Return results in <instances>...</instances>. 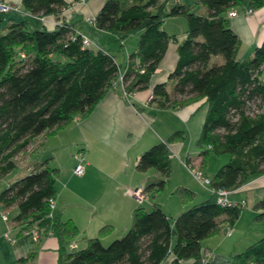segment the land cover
Segmentation results:
<instances>
[{"label": "trees", "instance_id": "obj_1", "mask_svg": "<svg viewBox=\"0 0 264 264\" xmlns=\"http://www.w3.org/2000/svg\"><path fill=\"white\" fill-rule=\"evenodd\" d=\"M195 4L203 6L201 12L193 11ZM22 5L33 15L60 17L69 2L22 0ZM262 6L264 0H104L93 24L81 17L72 21L64 17L51 29L46 25L31 29L28 17L6 18L7 12H0V178L19 165V154L35 137L56 131L75 117L87 116L120 72L128 91L149 89L170 42L177 41L163 27L170 16L186 18V35L177 44V62L169 74L173 92L168 90L167 80L157 82L151 101L159 108L203 99L208 104L198 138L201 164L211 155H228L211 177L215 190L233 191L263 175L264 38L252 55L241 59V38L229 15L231 11L244 14L248 8L254 12ZM96 30L114 34L115 42L139 32L137 49L126 65L109 49L83 43L82 33L94 36ZM185 138V131L176 130L141 154L137 169L155 168L163 176L145 190L164 188L172 171L169 144ZM186 162L190 164L191 158ZM30 167L0 191V204L18 208L13 222L22 230L38 228L44 234L52 230L64 250L61 264H161L169 257L170 264L188 259L202 264L203 240L232 227L244 207L218 203L216 192L175 218L158 203L151 210L139 206L122 237L104 245L102 237L112 230L105 225L85 247L65 251V242L79 228L56 209L50 215L59 169L48 160ZM177 192L193 198L188 188L180 187ZM254 208L260 210L256 218H264V195ZM34 257L33 253L13 264H34ZM229 264H264V235L244 251L232 254Z\"/></svg>", "mask_w": 264, "mask_h": 264}, {"label": "crops", "instance_id": "obj_2", "mask_svg": "<svg viewBox=\"0 0 264 264\" xmlns=\"http://www.w3.org/2000/svg\"><path fill=\"white\" fill-rule=\"evenodd\" d=\"M5 1L19 7L18 11L11 10L7 12L6 18L21 19L28 17L31 23V17H33L36 21H40L42 26L46 25L50 29L55 28L64 17L68 21L81 17L86 23L84 19L86 16H95L99 11V9H93L95 5H93L92 0H87L85 4L77 0H67L69 7L64 10L60 17L55 15L41 17L26 11L22 5V0ZM102 3L103 0H101ZM231 26L241 38L239 57L242 59L248 56L246 54L254 53L256 47L264 38V6L256 9L252 14L240 13L231 17ZM96 32L101 34L108 31L96 30L94 33ZM88 35L90 34L88 33ZM113 35L110 37L109 42L114 41L116 38ZM125 40L116 43L120 44L121 48L125 44ZM93 41L95 44L94 38ZM100 48L111 51L110 48L103 45ZM136 49L137 45L133 51H128L125 54L123 61H119L117 54H114H116L118 62L126 65L129 61V55ZM169 49L170 44L165 57L151 77L149 89L130 92L118 78L87 116L75 117L69 124L56 131L42 133L35 137L33 143L26 150L33 154L38 152L39 148H44L47 145L53 146L55 138L62 141L67 135H77V141L81 144V149L85 150V172L83 175L74 173V168L78 162L75 158L76 153L69 155L66 170L63 171L60 165L56 167L59 169L56 181V210L63 219H73L79 228V233L65 242V251H70L73 246L78 247L76 241L78 237L85 239L83 241L85 247L88 239L97 236L100 229L105 225H110L112 230L119 229L123 232L129 229L133 219V211L140 206L132 191L138 187H147L150 177H145L144 173L152 169L145 171L137 169V161L146 149L155 143L167 140L176 130L185 131L186 138L169 144L172 160L177 158L194 179L196 178L189 166L201 168L210 179L219 169L212 171L211 174L209 173L208 159L210 156L204 166L201 164L202 156L200 155L198 138L202 130V117L204 118V116L196 120L195 126L192 125L195 117L193 115L204 104V99L166 108H159L151 101V96H153L152 87L157 82L167 80L176 65L177 46L171 52ZM189 135L193 139L195 136L198 137L195 147L192 144L193 139L191 142L188 141ZM54 144L56 145V143ZM187 157L191 158L190 164L186 162ZM51 158L56 160L55 155ZM28 161H30L29 156L26 163ZM171 175L169 180L167 179L164 188H162L164 190L153 194V200L151 199L152 191H158V188L151 187L147 189L145 200L152 201L153 205L158 203L169 216L180 210H185L188 206L185 203L182 204L179 199H174L178 188L190 189L193 192V197L200 194L199 190L194 189L190 181H186L184 186L181 185L182 183L168 186ZM157 178H159V175L155 172V179ZM197 181L199 182V180ZM200 185L202 184L200 183ZM202 187H204L201 188L203 191H206V189L209 191L208 195L202 192L203 198H209L212 192L207 186L202 185ZM166 189L169 191L166 192ZM263 190L264 174L230 191V195L233 196L229 195V199L233 202L246 200V206H248L247 196L251 193L254 196L253 202L255 205L257 198H261L259 196H261ZM245 192L247 195L244 194ZM162 193L166 194L162 195ZM243 215L244 211L241 212L239 219ZM238 220L231 227L228 236L225 237L221 236L220 233H216L203 240L202 264H229L232 254L242 252L244 248L249 246L250 239L246 236V233L240 235L239 238H231L237 231ZM13 224L16 230L14 233L6 229L0 230V264H13L17 259L27 257L33 253L35 255L34 264H61V255L64 250H61L60 241L54 233L44 234L41 231L36 236L33 231L34 228L22 230L20 225L15 222ZM8 231H10V235L11 233L14 234L15 241L11 242L5 237ZM102 238H107V235ZM4 239L9 240L10 243L3 242ZM223 244H226V246L229 244L227 253L220 251ZM171 259L169 257L161 264H170ZM181 264L195 263L194 259H188L182 261Z\"/></svg>", "mask_w": 264, "mask_h": 264}, {"label": "rangeland", "instance_id": "obj_3", "mask_svg": "<svg viewBox=\"0 0 264 264\" xmlns=\"http://www.w3.org/2000/svg\"><path fill=\"white\" fill-rule=\"evenodd\" d=\"M80 1L81 3H86L87 0H77ZM104 1V0H103ZM174 1V0H172ZM183 3H191L193 0H179ZM4 3L14 7L13 9L11 8V10H15L18 11L19 7L16 9L15 5L13 4H9L7 3L5 0H3ZM93 5H95L93 7V9L97 10L100 9L101 7V0H92ZM170 4V3H169ZM172 4V2H171ZM203 8V6L201 4H195L193 7V11L195 12H201V9ZM9 12V11H8ZM25 13V12H24ZM43 17V16H41ZM66 18V17H65ZM47 19V18H45ZM31 23L29 25V27L31 29L34 28H38L42 26V23L40 21H36L33 17H31ZM62 22V21H61ZM163 27L170 33V34H175L177 36V41H171L170 42V52L171 50H173V48H175L177 46V43H180L184 40L185 38V33L184 31L187 28V20L185 17L183 16H170L167 17L164 21ZM112 36V33L110 32H103V33H94V39H95V45H97V47L100 46H105L111 49V51L113 53L117 54V58L119 61H123L125 54L128 51H133V49L136 47L137 45V41H138V37H139V32L130 34L126 40H125V44L123 45V47L120 48V44L114 42V41H110L109 39ZM114 36V35H113ZM92 38V40H93ZM122 50H120V49ZM253 53H248L246 55L250 56ZM247 56V57H248ZM168 76V74H167ZM166 76V78H167ZM168 81V90L170 92H173V81L169 80V78H167ZM207 109H208V104L204 103L203 105H201L200 108L197 109V111L194 113L193 116V123L192 125L195 126L196 124V120L202 116H204V118L202 117V120L204 123L205 120V116L207 113ZM76 126V125H73ZM197 136H195V138L193 139L190 135L188 137V141L191 142V140L193 139V145L194 147L196 146L197 143ZM53 140V139H52ZM56 143V145L54 144ZM62 143V144H61ZM81 144L77 141V135H67L66 138H64L62 141H59L57 138H55V140H53V146H45L44 148H39L38 152L35 153H31L29 151L26 152H22L19 154L18 156V161H19V165L14 168L11 172H9L6 176H4L3 178H0V191L2 189H4L10 182L14 181V179H16L17 177H20L26 173H28L29 167L33 164H36V162H44L46 160H48V163L52 166V167H57V165H60L64 170H66V167L68 165L69 162V155L70 154H74L76 152H78L79 149H81ZM55 155L56 160L52 159L51 157ZM28 156L30 158V161H27ZM228 160V155H221V156H217V155H212L209 157L208 159V171L211 174L212 171H216L220 166H222L224 163H226ZM172 169L173 171H171V181L170 183H168V186H172V185H181L184 186L186 181H190L191 185H193L194 189L199 190L200 194H196L192 200H190V198H186L183 197L184 194L180 193V192H175V198L179 199L180 202L183 204L185 203L187 208L191 207L194 204L200 203L202 201H204L205 198H203V193H206L208 195V190L206 189V191H203L201 188L202 185H200V183L194 179V177L191 175V173L183 166L179 163V160L177 158H174L172 160ZM57 163V164H56ZM174 164V167H173ZM155 172H157V174L159 175V178L155 179ZM145 177H150V182H157L158 180L162 179L163 176L162 174H160V171H158L155 168H152L151 171H148L146 173H144ZM169 180V178H168ZM167 180V181H168ZM188 183V182H187ZM168 188V187H167ZM158 191H152V200L154 199L153 194L155 192H161L163 191L162 189H157ZM167 190V189H166ZM169 190H167L166 192H168ZM147 194V192H145ZM166 194V193H162ZM245 195H247V193H244ZM262 197L264 195V190L261 192L260 194ZM231 197L233 195H230ZM248 206H244L242 208V211H244V215L238 220V225H237V231L235 232L234 236H231V238H239L240 235L246 233V236L250 239L249 244L251 245L252 243H254L255 241H257L258 239H260V237H262L264 235V218H256V214H258L260 212V210H256L253 206H254V200H253V195L250 193L248 194ZM259 198H257L258 200ZM189 200L191 201L189 203ZM256 200V201H257ZM156 202V201H154ZM153 202H149V201H145L143 203H139L140 206L145 207L147 210H151L153 207ZM185 208V209H187ZM183 210H180L179 212H175L176 214H173L171 216V218H175L176 216H178L179 214H181ZM18 213V208L16 206H12V207H5V205L0 204V230L1 229H6V230H10L11 232H15V228H14V224H13V218L16 216V214ZM7 214L9 216V221H5L3 219V215ZM126 232H123L119 229H113L111 232H109V234L107 235V238L102 239V242L104 245H108L110 242H112L114 239L116 238H120L122 237ZM221 234V236H228V233L226 232V229L222 230L219 232ZM262 233V234H261ZM11 236H14V234L11 233ZM5 240V241H4ZM3 242H6L8 244V242L10 243L9 240L4 239ZM85 239L82 237H78L76 239V241L78 242V249H81L84 247V241ZM228 246L229 244L226 246V244H223V247L220 249V251H225V253H227L228 251ZM248 247V246H247ZM246 247V248H247ZM244 248V250L246 249ZM243 250V251H244ZM239 251V250H238ZM207 257V256H206Z\"/></svg>", "mask_w": 264, "mask_h": 264}, {"label": "built area", "instance_id": "obj_4", "mask_svg": "<svg viewBox=\"0 0 264 264\" xmlns=\"http://www.w3.org/2000/svg\"><path fill=\"white\" fill-rule=\"evenodd\" d=\"M13 9L14 7L6 4L3 2V0H0V12H8L10 11V9ZM16 9L18 7H15ZM244 14H251L253 12V10L251 8H248L246 10L243 11ZM230 16H237L238 12L237 11H231L229 12ZM85 21L88 23L93 24L94 23V16H86L85 17ZM82 38H83V43L85 45H91L94 44V41L92 40V37L88 34L82 33ZM119 80L120 82L123 84V86L126 88L127 84H125L124 79H123V73L120 72L119 74ZM152 98V96H151ZM75 158L78 160L75 168H74V173L77 175H83L85 172V150L79 149L78 152H76L75 154ZM189 166V165H187ZM190 170L192 171V173L194 174L195 178L197 180H199V182L203 185V186H207L211 192H216L217 194V202L223 205H241V206H246V200H241L239 202H233L232 200L229 199V195H230V191L227 189H218L215 190L213 187H211V179L205 175L204 171L201 168H194L192 166H189ZM146 190L143 187H138L136 189H134L132 191L134 197L138 200L139 203H142L146 200L147 198V194L145 193ZM51 213L50 215L52 216L54 213V210L56 209V205H55V199L51 200ZM3 219L5 221H9V216L7 214L3 215ZM34 234L37 236L42 230L38 229V228H34L33 229ZM231 231V227H228L226 229L227 233H230ZM48 233H53L52 230L48 231ZM5 237L7 239H9L11 242L15 241V237L10 235V231H8L5 234ZM76 247V246H73Z\"/></svg>", "mask_w": 264, "mask_h": 264}]
</instances>
